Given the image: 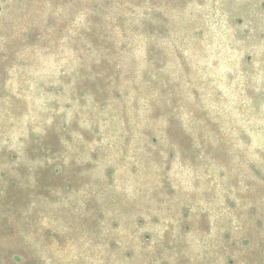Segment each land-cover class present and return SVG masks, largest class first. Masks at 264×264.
I'll return each mask as SVG.
<instances>
[{
	"label": "rangeland",
	"instance_id": "374dc122",
	"mask_svg": "<svg viewBox=\"0 0 264 264\" xmlns=\"http://www.w3.org/2000/svg\"><path fill=\"white\" fill-rule=\"evenodd\" d=\"M0 264H264V0H0Z\"/></svg>",
	"mask_w": 264,
	"mask_h": 264
}]
</instances>
